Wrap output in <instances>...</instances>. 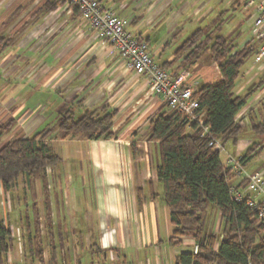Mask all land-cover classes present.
<instances>
[{
  "label": "crops",
  "instance_id": "crops-1",
  "mask_svg": "<svg viewBox=\"0 0 264 264\" xmlns=\"http://www.w3.org/2000/svg\"><path fill=\"white\" fill-rule=\"evenodd\" d=\"M53 1L0 0V44L11 40L0 48V58L9 51L0 60V90L6 83L16 101L9 102L5 111L16 119V125L2 143L50 130L45 141L60 157L42 177L22 174L9 192L0 189V216L19 229L22 238L20 246L13 237L5 264H182L179 255L191 251L195 240L186 237L180 244L170 242V210L157 176L158 142L150 138L151 121L170 109L160 94L150 90L148 77L129 68L110 42L99 40L80 13H70L66 3L49 10L46 5ZM104 3L128 18L129 30L147 42L155 61L182 76L194 91L222 79L209 51L190 63L176 54L193 34V17L210 18L216 7L212 0ZM223 4L230 6L231 16L227 27L218 23V34L234 46V38L240 39L245 31L238 13L241 9L249 13L251 37L243 38L234 51L250 49L255 65L242 71L236 81L235 92L246 97L243 108L249 107L243 123L237 122L244 130L236 141L221 143V158L232 167L230 160H239L261 139L252 124L264 119V64L255 62L260 43L253 34V7L247 0ZM217 10L222 16L226 11ZM259 94L262 97L256 99ZM67 106L76 116L85 110L116 111V135L89 138L82 133L62 138L57 122L52 125L50 119H58ZM257 155L264 157L260 152ZM70 158L72 163H68ZM240 165V170L234 168L237 176L232 186L264 205V194L252 189L249 179L264 172V165L251 170ZM220 223L221 218L215 231Z\"/></svg>",
  "mask_w": 264,
  "mask_h": 264
},
{
  "label": "trees",
  "instance_id": "trees-1",
  "mask_svg": "<svg viewBox=\"0 0 264 264\" xmlns=\"http://www.w3.org/2000/svg\"><path fill=\"white\" fill-rule=\"evenodd\" d=\"M99 1L105 4L108 0ZM65 3V0H56L48 2L46 7L56 9ZM74 11L80 13L77 8ZM216 29H221L220 24ZM213 34H205L199 28L176 53L178 58L184 57L190 63L209 51L222 73L221 80L194 91L203 123L189 122L172 110L159 113L150 123V138L158 142L160 150L157 176L170 210V242L180 244L182 238L191 237L200 244L198 253L186 251L179 255L182 264H264V222L256 217V209L247 205L248 197L241 201L234 198L231 189L237 171L223 162L220 150L214 146L216 141L223 145L231 139L236 141L244 130L236 123V116L247 99L237 95L235 89L251 50L234 51L232 41L221 34L214 38ZM116 114L104 108L103 112L85 110L76 116L73 108L67 106L59 112L57 126L62 138L82 133L89 138H111L116 135L113 129ZM15 124L12 116L0 124V141ZM252 129L262 138L254 141L238 160L242 165L264 148V119L254 122ZM49 134L50 130L19 135L0 145L2 191L9 192L20 175L39 178L47 167L59 162V155L45 141ZM209 204L216 206L220 213L218 231H206L204 212ZM262 204L258 202L259 206ZM12 246L11 231L0 216V264H5Z\"/></svg>",
  "mask_w": 264,
  "mask_h": 264
},
{
  "label": "built area",
  "instance_id": "built-area-1",
  "mask_svg": "<svg viewBox=\"0 0 264 264\" xmlns=\"http://www.w3.org/2000/svg\"><path fill=\"white\" fill-rule=\"evenodd\" d=\"M70 13L77 8L81 16L91 25L95 34L102 42H110L119 52L126 65L137 74L146 75L149 79L150 90L160 94L169 109L183 115L189 122L203 123L201 113L197 112V98L194 97V88L182 76H175L158 64L146 41L134 36L129 30L130 20L120 16L115 8L101 3L99 0H65ZM247 5L253 7V34L260 43L255 56V62L263 66L264 62V0H247ZM262 96L257 95L256 99ZM249 107L243 108L236 116V123H243V117ZM207 131V128H205ZM213 144V142L211 143ZM216 149L221 150L219 141L214 143ZM233 168L240 170L239 161L230 160ZM250 187L264 194V172L249 175ZM231 192L237 201L244 199L242 192L232 187ZM247 205L256 209V217L264 222V205L259 206L255 199H248ZM6 223V222H5ZM7 224V223H6ZM12 237L21 243V232L11 224H7ZM217 249V247L215 248ZM200 244L193 242L191 251L198 253Z\"/></svg>",
  "mask_w": 264,
  "mask_h": 264
},
{
  "label": "rangeland",
  "instance_id": "rangeland-1",
  "mask_svg": "<svg viewBox=\"0 0 264 264\" xmlns=\"http://www.w3.org/2000/svg\"><path fill=\"white\" fill-rule=\"evenodd\" d=\"M212 1H213L212 5L213 6L215 5L216 7L214 6L215 7L214 8V11L212 12V14L209 15L210 16L209 19L200 18V17H193L194 18V20H193V23H194L193 24L194 25L193 27H194V29L192 30L193 31L192 33H194L199 28H202V29L205 30V34L214 33L213 36L215 38V36L218 34V32L221 33L220 32L221 31L220 29L219 30L216 29L219 22L222 23V24L220 23L221 25H225L227 27V25H228V19H230V16H231V8H230V6H227L226 4H223V1H225V0H212ZM218 8L220 10H226L224 12L223 16H222V14H220V13L218 14L217 13V11H218L217 9ZM248 14H249L248 12H245V10H242V9L238 13V16L240 17V19H242V22H244L245 31L243 32L244 34H243V36H241L240 39L238 38V36L234 38L235 47L237 45H239V46L241 45L240 44L241 43L240 41L243 38H246V39L248 38L249 39L251 37V24H252V21H248ZM242 25H243V23H242ZM223 29H225L224 26H223ZM2 30H0V31H2ZM8 40H10V38L7 39V42L6 43L0 44V48H1L2 45L4 47L8 46V44L11 42V40L10 41H8ZM23 45H24V43H23ZM4 47H2V48H4ZM8 52L9 51H6L1 56V58H3L5 56V54L8 53ZM1 58H0V60H1ZM3 60H5V59H3ZM5 62H6L7 65H9L10 60L9 59H6ZM251 64H252V68H255V65H254V55L253 54H250L245 59L244 65L242 67V71L246 72L248 70L249 66H251ZM6 86H7L6 83L3 84V87L4 88L3 89L1 88V90H0V124L1 123H5V122H7L9 120V116L7 114L5 115V111L8 112V110H9V105H10L9 102H16L14 100V96H10L8 94L7 89L5 88ZM56 122H57V119H55V118L50 119V123H53L52 125L56 124ZM9 132H11V130ZM8 133L5 134V136H4L5 138L6 137L8 138V135H9ZM4 137L0 141V145L3 144L2 142H3ZM258 139H259V137H257V139H255V140H258ZM263 141H264V139H263ZM156 147H157V150H155V151L158 152L159 160H160L159 145L157 144ZM71 149H73V147H71ZM71 153L74 155L73 150L71 151ZM260 153H262V156H264V148H263L262 151H260ZM221 155H222V158H224L223 153ZM73 160H74L73 158H70L68 160V163H72ZM62 164H64V163H62ZM262 165H264V157H262L260 159L258 157V155H255L250 161H248L246 163V165L244 167H246V169H248V170L249 169L250 170L251 169H254V167L255 168L261 167L260 169H262ZM64 166H65V164H64ZM60 167H61V164H60ZM65 168H64V170L66 172L67 171V167L65 166ZM73 172H74V170H73ZM60 175L61 176L62 175L64 176L65 174L63 173V174H60ZM22 183H23V181H22ZM23 186L24 185H21V188L20 189L23 190ZM204 218H205V228H206V231H215L216 228L219 225V219H220V217H219V211H218L217 207L214 206L213 204H209L207 206L205 212H204Z\"/></svg>",
  "mask_w": 264,
  "mask_h": 264
}]
</instances>
